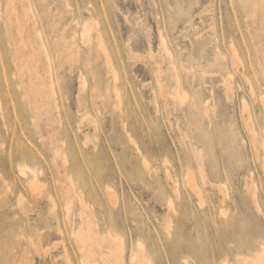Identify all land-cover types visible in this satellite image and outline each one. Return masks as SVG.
I'll return each mask as SVG.
<instances>
[{
  "label": "rangeland",
  "instance_id": "rangeland-1",
  "mask_svg": "<svg viewBox=\"0 0 264 264\" xmlns=\"http://www.w3.org/2000/svg\"><path fill=\"white\" fill-rule=\"evenodd\" d=\"M6 4L0 264H135L139 247L150 264H245L264 243V0H23L50 58L25 65ZM90 17L109 68L80 36ZM72 36L79 54L57 56ZM79 199L107 239L95 259L72 235Z\"/></svg>",
  "mask_w": 264,
  "mask_h": 264
},
{
  "label": "bare ground",
  "instance_id": "bare-ground-1",
  "mask_svg": "<svg viewBox=\"0 0 264 264\" xmlns=\"http://www.w3.org/2000/svg\"><path fill=\"white\" fill-rule=\"evenodd\" d=\"M22 2H23V0H7V4H6V23H7L9 34L12 37V40L14 43V48L18 51V56L21 59L23 65H25L27 63L34 62L35 57L37 56L38 52L43 53L46 60L50 61V58L47 54V49H46L45 45L41 42V36L39 33H37L35 35L36 38H38V40L40 42V44H38V47L33 46L31 43L32 35H33V31H32L31 26H30L31 25L30 24V14H32L31 5L28 4V7L25 9L23 7ZM78 26H80V36H81L83 42L86 45H90L93 43V40H95L96 56L101 54L104 67L109 68V56H108L109 54L106 51V47H105V44H104L103 39H102L101 31L98 29V22L94 18L90 17L89 19L84 20ZM93 33H95V35H94L95 39L93 38ZM164 45L162 47L163 48L162 50L164 51L166 56L172 60L173 58H172L170 51ZM63 47L66 50L71 51L72 53H74L76 55L79 54V49H78L77 44L74 43L73 36L69 40L62 38L60 46H57L55 48V53L57 56L60 54V52H61L60 50ZM32 55L34 56L33 59H32ZM233 61L235 63H239V60L237 58L236 53H233ZM35 64H36L35 65L36 68L38 69L39 79L48 78L49 77V73H48L49 71L48 72L46 71V73H45V70H43L40 67L39 61H36ZM174 70H176V69H174ZM22 78H23V81L26 84V86H28L30 79H29V74L26 71V69H24L22 72ZM176 80H179V79H176ZM38 82H39V80H36V84L34 85V89H36L38 91V93H40L42 95L43 90H42V87L39 85ZM47 83H51V82L48 80ZM50 86L52 87V83L50 84ZM84 86H85V83L82 84V87H84ZM179 95H181V94H179ZM260 98L262 99L263 97H260ZM261 103L264 107V98L262 99ZM84 116H86V115H84ZM93 125H96V124H93ZM246 125H247L248 133L251 137V141H252V143H254L255 139H254L253 130L251 129V127H248L249 126L248 124H246ZM262 147L264 149V134H263V138H262ZM19 171H20V173H22L25 176L28 174L30 175V178H29L30 189H36L37 183H36V176H35L36 172H35V170L30 169L27 166H22L19 168ZM188 181L192 187L195 185V184L192 185L190 178L188 179ZM194 187H196V186H194ZM78 202L80 205L79 218L81 219V221H83V224L80 225L78 227V230L76 232L72 233V235L74 236V238L76 240V244H77L78 248L80 249V252L83 255L87 253V256L90 259H95L99 253V249L101 248L100 245L104 241H106L107 239H106V237H101L95 231V226L92 223V221L90 220V214H88L87 205L85 204V202L82 201V199H79ZM71 206L72 205H71L70 201L66 202L67 216L69 215V211L71 209ZM109 237H110V235H109ZM112 238H114V236L113 237L111 236V239ZM111 242L114 243V242H116V240L115 241L113 240ZM118 245H120V243ZM140 245L141 244H139V246ZM116 246H114V247H116ZM139 248H138L137 254L133 257L134 263L135 264H150L149 260L143 255L141 247H139ZM119 249L120 248H118V250ZM100 252H101V250H100ZM117 254H118V252L117 253L115 252V254L112 253L110 255H109V253L108 254L103 253L102 259L110 260L116 264H119L121 261V258ZM113 255H115V256H113ZM244 263L245 264H264V243L261 244L259 250L256 251L252 256H249L246 259H244ZM85 264H93V263L86 262Z\"/></svg>",
  "mask_w": 264,
  "mask_h": 264
}]
</instances>
